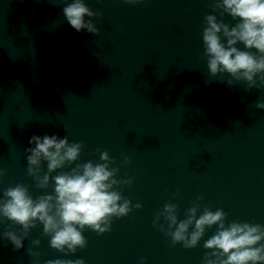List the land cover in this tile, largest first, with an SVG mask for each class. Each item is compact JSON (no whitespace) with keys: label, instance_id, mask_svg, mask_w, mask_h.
I'll list each match as a JSON object with an SVG mask.
<instances>
[{"label":"water","instance_id":"water-1","mask_svg":"<svg viewBox=\"0 0 264 264\" xmlns=\"http://www.w3.org/2000/svg\"><path fill=\"white\" fill-rule=\"evenodd\" d=\"M84 2L100 13L85 17L98 35L70 26L65 0H0V197L17 184L34 199L51 194L54 182L39 189L28 175L25 150L33 135H67L84 144L71 167L99 162L107 151L120 169L116 178L133 179L122 195L142 207L114 217L102 235L85 228L87 246L67 255L51 248L39 223L15 250L2 233L20 226L5 219L0 264H202L216 226L195 248L173 246L153 226L165 203H176L184 219L201 196V211L223 209L226 223L264 225V109L256 107L264 86L230 87L227 74L210 76L203 57L204 17L237 21L213 12L211 0ZM60 171L70 167L51 175Z\"/></svg>","mask_w":264,"mask_h":264},{"label":"clouds","instance_id":"clouds-1","mask_svg":"<svg viewBox=\"0 0 264 264\" xmlns=\"http://www.w3.org/2000/svg\"><path fill=\"white\" fill-rule=\"evenodd\" d=\"M143 2L124 0L131 5ZM65 3L63 13L73 29L98 35L99 30L92 19L85 17H97L100 13L93 12L84 0H71L70 3L65 0ZM210 7L221 18L227 14L237 21L230 25L223 19L218 20L214 14L204 17L203 57L210 76L227 74L230 87L233 81L246 82L249 90L264 86V0H211ZM238 44L244 46L243 50ZM256 107L264 109V102L257 101ZM29 144L33 146L25 150L28 175L39 189H48L50 182H54V187L51 194L35 199L24 184L3 191L0 223L5 219L11 221L20 226V232L6 230L2 238L10 241L15 250L24 247V240L39 223L43 225V235L51 237V248L66 255L74 254L78 248L87 246L83 235L85 228L102 235L111 231L114 217H125L133 207H142L140 203L133 206L122 195L121 187L130 186L133 179L116 178L120 169L112 166L115 160L107 151L100 152L99 162L76 163L71 167L80 159L83 142L70 143L67 135L63 138L33 135ZM123 163L130 164L131 160L125 156ZM66 167H70V171L51 175ZM3 175L0 170V176ZM202 199L197 196L184 219H179L176 203H165L156 213L153 226L170 237L173 246L182 244L186 249L197 247L206 230L216 226V232L204 242L203 247L211 251L205 252L202 264H264V225L235 220L226 223L227 213L223 209L213 211L204 206L201 211L199 201ZM161 219L164 223H160ZM32 243L39 245L40 241ZM47 264H85V261L50 260ZM141 264H144V258H141Z\"/></svg>","mask_w":264,"mask_h":264}]
</instances>
